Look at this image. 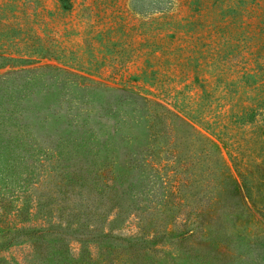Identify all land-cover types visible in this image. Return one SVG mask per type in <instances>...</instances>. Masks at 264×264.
<instances>
[{"label": "rangeland", "instance_id": "obj_1", "mask_svg": "<svg viewBox=\"0 0 264 264\" xmlns=\"http://www.w3.org/2000/svg\"><path fill=\"white\" fill-rule=\"evenodd\" d=\"M0 264H264V0H0Z\"/></svg>", "mask_w": 264, "mask_h": 264}]
</instances>
